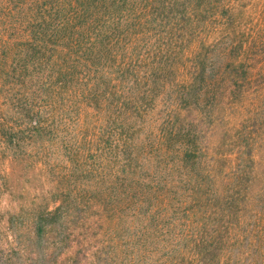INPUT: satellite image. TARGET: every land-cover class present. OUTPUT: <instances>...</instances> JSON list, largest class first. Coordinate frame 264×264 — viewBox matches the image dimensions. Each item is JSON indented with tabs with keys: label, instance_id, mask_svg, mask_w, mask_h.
I'll list each match as a JSON object with an SVG mask.
<instances>
[{
	"label": "trees",
	"instance_id": "obj_1",
	"mask_svg": "<svg viewBox=\"0 0 264 264\" xmlns=\"http://www.w3.org/2000/svg\"><path fill=\"white\" fill-rule=\"evenodd\" d=\"M233 1L0 0V145L62 158L23 264H264V4Z\"/></svg>",
	"mask_w": 264,
	"mask_h": 264
},
{
	"label": "rangeland",
	"instance_id": "obj_2",
	"mask_svg": "<svg viewBox=\"0 0 264 264\" xmlns=\"http://www.w3.org/2000/svg\"><path fill=\"white\" fill-rule=\"evenodd\" d=\"M237 1H233L234 6ZM243 1L251 15L264 4V0ZM255 101L256 95L249 94L245 97L239 105H235L234 113L226 117L225 125L228 128H234L239 125L241 118H249L252 114L250 108ZM238 113L240 114L236 117L235 114ZM257 119L264 120V112L257 115ZM254 128L257 132L264 133V125L260 127L258 123ZM218 129L220 131L219 127ZM212 137L214 139L212 142H215V139L219 137L216 130ZM255 141L256 144L254 143V145L257 146L258 140ZM10 151V149L0 145V259L2 258L5 264H23L28 258L26 245L32 238L33 220L36 213L46 203L53 186L52 181L46 179V159H52L49 163L55 165L56 161H61L62 158L56 156L58 153L52 149L40 145L24 146L15 154ZM253 155L256 161L255 171L260 175L262 165H264V149L254 147ZM127 222L129 223V220ZM141 225L140 223L132 224L137 235L132 242L137 247V251H141L143 241L152 247V230L142 229ZM139 230H142V233H139ZM98 233L102 232L99 231ZM106 242H108L107 238L98 236L93 241L94 251H97ZM93 257L89 255L82 264H93ZM133 257L142 259V256L140 258L139 255ZM146 260L151 261V255L147 254Z\"/></svg>",
	"mask_w": 264,
	"mask_h": 264
}]
</instances>
